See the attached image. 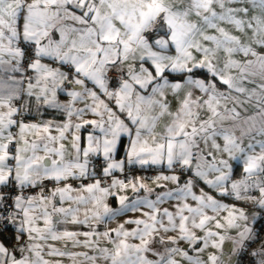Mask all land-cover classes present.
<instances>
[{
    "label": "snow or ice",
    "instance_id": "1",
    "mask_svg": "<svg viewBox=\"0 0 264 264\" xmlns=\"http://www.w3.org/2000/svg\"><path fill=\"white\" fill-rule=\"evenodd\" d=\"M0 264H264V0H0Z\"/></svg>",
    "mask_w": 264,
    "mask_h": 264
}]
</instances>
